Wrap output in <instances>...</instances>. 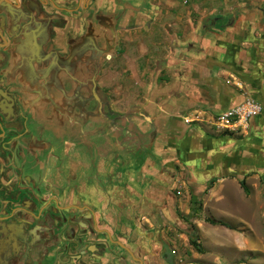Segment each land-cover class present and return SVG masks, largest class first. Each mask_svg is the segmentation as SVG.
<instances>
[{"label":"flooded vegetation","instance_id":"flooded-vegetation-1","mask_svg":"<svg viewBox=\"0 0 264 264\" xmlns=\"http://www.w3.org/2000/svg\"><path fill=\"white\" fill-rule=\"evenodd\" d=\"M127 1L0 0V264L172 259L163 251L149 263L141 233L129 236L127 222L105 218L93 200L97 121L111 136L129 104L113 97L109 77L141 28L119 6Z\"/></svg>","mask_w":264,"mask_h":264},{"label":"crops","instance_id":"crops-1","mask_svg":"<svg viewBox=\"0 0 264 264\" xmlns=\"http://www.w3.org/2000/svg\"><path fill=\"white\" fill-rule=\"evenodd\" d=\"M125 3L119 6L130 8L126 14L128 20L141 25L134 31L133 43L139 46L142 36L150 38L154 33L159 44L163 42L164 48H168L167 58L159 61L160 66L169 69L168 80L159 73L158 84L153 89L159 99L154 106V123L160 132L157 141L152 139L151 144L160 146L161 165L154 170L145 163L146 171L141 173L134 148L148 145L149 140L142 137L134 122L127 129L123 119L122 125L112 127L109 136L99 132L98 120L91 159L95 170L90 182L95 187L93 200L98 211L113 221H126L129 236L138 230L141 253L150 263L165 251L166 245L171 249L166 232L172 226H168L169 221L177 224L172 212L186 219L191 211L185 194L189 193L188 185L183 181L178 184L179 176L182 178L186 171L190 175L207 176L211 171L212 175H222L223 183L214 193L218 198L230 197L224 193L228 188L224 182L239 173L238 163L246 152L235 132H217L214 121L219 113L246 98L262 105L257 120L254 118L242 130L249 127L245 140L250 146L249 163L244 165L249 170L242 171L258 172L260 168L253 166V161L256 158V164L258 160L264 161V155L260 154L264 153V0H128ZM100 32L107 33L103 29ZM130 110V114L136 112ZM165 111L170 115L168 125ZM167 128L170 133L163 140V129ZM131 130L134 134L127 133ZM83 150L80 170L83 179H87V164L91 162ZM124 154L126 165L120 167L117 162ZM238 187L245 190L241 184ZM167 196L176 202L165 200ZM225 212L219 219L245 220L240 211ZM169 255L172 259L167 263L172 264L171 252Z\"/></svg>","mask_w":264,"mask_h":264},{"label":"rangeland","instance_id":"rangeland-1","mask_svg":"<svg viewBox=\"0 0 264 264\" xmlns=\"http://www.w3.org/2000/svg\"><path fill=\"white\" fill-rule=\"evenodd\" d=\"M143 41L146 43L143 44ZM161 43L159 44L154 33L153 37L150 38L142 36L139 46L135 43H129L126 46L125 54L121 56L123 58H120L112 67L113 70L110 73L113 75H109L110 80H112L110 83L112 84L113 97L120 98L125 94L126 100H129V104L128 102L125 103L128 107L126 113L119 117L117 122L115 121L113 128L122 125L123 119L127 129L134 122L137 126L136 129L141 130L142 137L144 139L146 137V141L151 140L150 143L148 141V145L143 144L139 149L134 148L135 151L137 149L138 153H141V173L146 171L143 165L145 163L153 166L154 170H158L161 165L160 146L156 145L157 143L151 144L152 139L157 141L160 132L159 127L154 123V106L159 99L154 95L153 89L158 84L159 73L162 72V78L168 80L167 72L169 70L168 67L159 65L161 59L167 58L166 51L168 50V48H164L163 42ZM103 93L105 92L103 91ZM112 103L116 102L112 100ZM136 107H141V113L130 114V109L134 110ZM164 116L166 125H168L167 120L170 119V115L165 111ZM254 118L257 120L258 115L250 118V122L254 121ZM248 129L242 131L241 128L233 131L237 134L236 136L246 153L238 163L239 168H241L239 173L231 176V180L224 182V186L228 187L224 193L230 197L218 198L217 194L214 193L217 186L223 183L224 176L212 175V171L210 174L207 173V176H200L201 174L197 173L190 175L186 171L182 178L179 176L177 179L178 184L183 181L188 185L189 193H185L188 194L186 200L190 202L192 208L190 213L186 215L187 217L185 216L186 219L171 211V215L174 216L177 224H173L172 221L168 223V226H172L166 232V240L171 249L166 245L165 252H171L172 264H264V163L262 165L264 161L258 160L257 164V158L253 161V166L256 165L260 168L258 172L244 174L242 171L244 168L249 170L248 166H244L249 163L247 157L250 146L245 140ZM180 130L178 131L180 132ZM117 131V134L120 135V130ZM169 131V128L163 129L161 139L165 140L170 133ZM233 132L230 131V133ZM127 133L134 134V131L131 130ZM260 154L264 155L262 152ZM213 178L216 180L211 183ZM243 179L249 188V192L239 190L238 184H241ZM241 187H243L242 184ZM165 200L173 201L171 196H167ZM227 209L232 212L240 211L245 220L238 221L234 217L230 220L226 219L233 228L213 225L207 221L208 217L223 218L222 214H225ZM192 226L195 227L196 233L193 232ZM196 237H198L197 240L203 248V252H199L191 243V239H196ZM173 250L176 252L173 253Z\"/></svg>","mask_w":264,"mask_h":264},{"label":"built area","instance_id":"built-area-1","mask_svg":"<svg viewBox=\"0 0 264 264\" xmlns=\"http://www.w3.org/2000/svg\"><path fill=\"white\" fill-rule=\"evenodd\" d=\"M261 111L262 105L258 101L246 98L241 103L219 113L214 125L218 131H237L247 128L250 118L260 114Z\"/></svg>","mask_w":264,"mask_h":264},{"label":"trees","instance_id":"trees-1","mask_svg":"<svg viewBox=\"0 0 264 264\" xmlns=\"http://www.w3.org/2000/svg\"><path fill=\"white\" fill-rule=\"evenodd\" d=\"M216 179L215 178H213L212 180H211V183H213L214 181H215ZM241 184H242V186L244 187V189L246 190V192H249V188L246 186V182H245V180L243 179L242 181H241ZM207 221L208 222H210L211 224H213V225H222V226H226V227H228V228H233L232 226H231V224H229L227 221H225V220H222V219H214V218H212V217H208L207 218ZM192 230H193V232L194 233H196V230H195V227L194 226H192ZM198 237H196V239H191V243H192V245L199 251V252H203L204 250H203V248L201 247V245H200V243H198Z\"/></svg>","mask_w":264,"mask_h":264}]
</instances>
